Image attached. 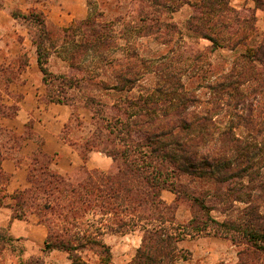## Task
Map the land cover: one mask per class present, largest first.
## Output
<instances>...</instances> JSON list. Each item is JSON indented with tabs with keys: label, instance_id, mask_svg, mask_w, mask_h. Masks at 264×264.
I'll use <instances>...</instances> for the list:
<instances>
[{
	"label": "rangeland",
	"instance_id": "374dc122",
	"mask_svg": "<svg viewBox=\"0 0 264 264\" xmlns=\"http://www.w3.org/2000/svg\"><path fill=\"white\" fill-rule=\"evenodd\" d=\"M51 1L0 0V64L9 72L0 79V108H7L0 109V117H14L10 116L14 106L17 113L20 97L9 88L19 82L31 62L39 69L36 43L41 40L49 72L70 73V62L80 70L74 73L76 86L66 87L59 78L45 82L42 78L43 101L55 94L72 109L63 140L80 159L95 152L87 150L91 142L98 150L127 148L124 129L113 118L126 112L132 115L131 121H147V116L133 113L136 107L127 108L129 101L139 102L147 94L164 104L174 93L194 98L180 117L191 122L210 119L214 139L206 141L196 130L182 132L181 141L189 145L187 139L194 135L202 139L195 146L199 152H219L223 138L234 137L242 145L263 148L264 17L256 16V11L264 13V0H217L210 6L202 0H66L69 12L80 6L86 16L63 23L47 18L45 9ZM38 15L45 29L40 28ZM71 54L76 60L68 58ZM8 78L13 82L5 90ZM138 130L135 127L133 132ZM15 136L0 128V155L14 151L19 141ZM143 138V133H136L131 140ZM148 151L137 148L133 154L134 166L143 168L142 175L125 165L118 172L124 158H110L112 167L105 172L90 171L81 164L70 174L58 175L51 170L50 159L36 154L26 187L13 193V200L0 190V206H12L13 218H17L15 210H21L23 217L18 219L43 225L46 240L75 248L70 254L86 264H129L145 231L152 227L165 228L181 239L174 264H264V255L236 233L223 239L209 231L193 236L183 232L192 219L213 226L189 196L206 198L211 220L244 223L249 204L231 203L236 196L247 199L237 179L217 183L177 172L153 156L146 157ZM258 168V173L250 171V177L247 173L249 178L245 176L241 184L248 186L250 207L256 208L255 216H261L262 224L264 192L254 184L262 181L264 167L259 164ZM149 174L166 177L170 189L160 190L159 197L152 195L155 190L145 182ZM221 198L227 203L222 205ZM68 257L62 250L45 251L44 244L29 250L23 240L0 227V264H72Z\"/></svg>",
	"mask_w": 264,
	"mask_h": 264
},
{
	"label": "trees",
	"instance_id": "16d2710c",
	"mask_svg": "<svg viewBox=\"0 0 264 264\" xmlns=\"http://www.w3.org/2000/svg\"><path fill=\"white\" fill-rule=\"evenodd\" d=\"M202 1L204 2L205 6H210L217 0H213V2L212 0ZM202 14L203 16L205 14L204 8ZM37 22L40 25L41 29H45L44 22L39 17V15L37 17ZM41 31L44 34L46 33V31ZM212 41L213 44H216L215 40ZM262 47H264V45H262ZM74 53L76 54V51H74ZM47 57V50L43 45V42L40 40L36 43V61L40 72L42 73L43 81L45 82L49 78H59L62 80L63 85L66 87H70L73 85L76 86L74 73L78 74L80 70L76 66H73L72 62H70V73L68 72L64 75L52 74L47 70L45 66L47 63ZM68 58L70 60H76L74 54H71ZM5 73H9L7 71V66H3L2 64H0V79H2ZM9 79L11 78H8V80L5 79V90L8 89L7 86L13 82V79ZM193 101L194 98L184 97V94L177 93H174L173 96L166 102V104L161 101L159 102L158 97L154 94H147V97L141 99V101L139 102L137 99L131 100L128 103L129 107L127 108L136 107L133 113L140 116H147L148 120H139L135 121V123L134 120L131 121L132 115L126 112H121V115H117V117L113 118L114 124L116 126H120L121 129H124L125 134L123 139L127 140L128 142L126 146L127 148H124V150H98V148L96 149L95 144L91 142L89 143L90 147H88L87 150L99 152L106 157L111 158L113 161H116L119 158H124L123 160H121V166L117 167L118 172H122V166L125 165L127 170H132L134 167L132 171L135 170L136 173L139 172V174L142 175L143 168H140V166H134L135 158H133V154L135 149L137 148H146L149 149L146 157L153 156L157 161H160V163L164 165H169L172 170H175L177 172L192 175L194 174L197 178L214 180L217 183H225L229 180L235 181L237 179L236 183L242 185V187L245 188V195L247 199L241 200V198H238V196H236V198L233 197L231 203L244 201L245 204H249V206L244 210V223L237 224L230 221L218 223L214 220H211L208 216L211 208L207 205L206 198L189 196L191 201L197 204L199 208L206 213L207 220H210L213 223V226L209 227V225L205 223H203L202 225L196 224L192 219L189 224L190 228H185L184 230H182L188 236L198 235L201 233L208 234L209 232H211L214 236L223 239H228L229 234L236 233L237 235L245 239L246 244H248L252 250H255L264 255V219L262 221V224H259L260 221L258 220V218H260L261 220V216H255L256 208L250 207L252 196L250 195V193H246L249 188L247 185L244 186L243 184H241L242 180L245 179V176L246 178H249L251 176L250 171L254 170L258 173L259 164L264 167V156L262 155V153L264 154V142L262 143L263 148L261 149V147L257 148V145H252L251 143L242 145L240 140L235 137L233 139L223 138V148L219 152H213L211 150L204 153H202L201 151L199 152L198 149H195V146L198 148L199 145H201L199 141H201L202 139L196 138L194 135L193 138L187 139L191 141V143L187 145V143L181 141V133L187 131L195 132L197 130V134H203L206 136V141L207 139L208 141H212L214 139L211 136L213 126L210 123V119H207L205 117L193 119L194 122L180 117L182 116L181 114L186 112L189 103ZM46 103L65 104V102H63L62 99H60L58 96H55V94H48ZM5 108L6 107L3 106L2 109H0L5 111ZM16 109L17 106H14L10 116H15ZM6 116L9 115L6 114ZM192 118H195V116H192ZM199 120L207 122V125L200 124L198 122ZM132 124L134 125V128L137 127V129L139 130L133 132L134 128H130ZM136 133H143L144 138L141 141L137 140V142L131 140V138H133V134ZM217 139L219 140L220 138ZM15 143L17 142L15 141ZM226 148L229 149L227 150ZM229 151L232 152L231 155L227 154ZM38 154L46 157L41 153ZM4 157L5 156L0 155V161ZM86 158L87 156L81 157L83 162L86 161ZM34 162L37 163L36 158L34 159ZM152 168L156 169V167ZM247 173H249V177H247ZM262 175V181H258L254 184L259 192H264V174ZM145 179V182L149 185V187L152 190H155L152 191V195L156 197H159L160 190L170 189L169 184L166 182V177H162V175L159 176L158 174V177H155L149 174L145 176ZM249 181L251 180L249 179ZM171 189L174 191L173 188ZM233 191L236 193L237 190L233 189ZM3 197L6 196L4 195ZM14 197L15 196L13 195L9 196V198L12 200L14 199ZM158 199L157 201L160 202ZM221 203L222 205H224V203H227L225 198H221ZM7 206L9 208H12V206L10 205ZM15 211L16 212L14 217H23L21 210ZM145 233L146 234L143 237L141 246L136 250L135 257L129 264H174L176 260L175 253L178 251L177 242H179L181 239L177 237L176 234L162 227H152L146 230ZM102 247L105 249L106 246L102 245ZM44 250H62L69 253L68 258L72 264H86L80 262V259L78 256H76V254L71 255V252H75V248L68 246L63 241L51 243L50 241L45 239Z\"/></svg>",
	"mask_w": 264,
	"mask_h": 264
},
{
	"label": "crops",
	"instance_id": "0c3cea01",
	"mask_svg": "<svg viewBox=\"0 0 264 264\" xmlns=\"http://www.w3.org/2000/svg\"><path fill=\"white\" fill-rule=\"evenodd\" d=\"M65 1L52 0L45 9L47 18L63 23L66 19L72 22L86 16V11L80 6L69 12ZM259 15L264 17L258 9L256 16ZM24 40L27 42V37ZM35 63L31 62L21 73L19 82L12 83L9 88L20 97L16 115L0 117V128L15 134L19 140L14 151L11 154L8 152L0 161V190L6 199L26 187L33 157L38 153L50 159L49 166L58 175L70 174L81 164L90 171L105 172L113 163L109 157L98 152L89 153L85 163H82L74 148L63 140V130L70 120L72 109L66 104L43 101L42 75ZM162 196L167 198L164 193ZM12 215L6 204L0 206V227H6L16 238L23 240L29 250L42 247L47 236L44 226L31 220L13 218Z\"/></svg>",
	"mask_w": 264,
	"mask_h": 264
}]
</instances>
